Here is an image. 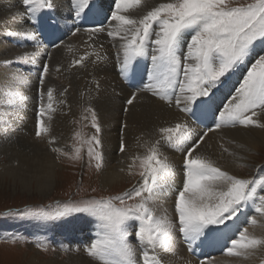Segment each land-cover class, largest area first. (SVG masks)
Here are the masks:
<instances>
[{
    "label": "snow or ice",
    "instance_id": "1",
    "mask_svg": "<svg viewBox=\"0 0 264 264\" xmlns=\"http://www.w3.org/2000/svg\"><path fill=\"white\" fill-rule=\"evenodd\" d=\"M10 20L16 27L5 29L4 35L21 51L0 58V142L15 139L31 100V72L41 61L34 138L46 144L57 162L86 159L98 173L107 171L102 127L91 106L82 119L94 132L85 136L76 131L70 151L51 134L54 113L67 104L66 99L57 100L54 86H46L50 73L59 74L63 68L50 67L52 53H73L76 46L68 41L77 36L86 37L84 50L71 57L68 67L113 63L118 76L134 89L125 100V116L141 93L181 115L158 125L154 135L143 134L149 139L138 135L136 146L143 152L128 150L124 130L129 125L121 123L118 151L124 159L119 163L128 162L119 172L140 177L122 194L9 209L4 219L56 222L54 226L64 228H75L78 221L90 223L93 237L83 251L94 264H192L180 254V244L198 257V264H217L212 255L216 249L243 260L264 254V235L254 231L264 227L260 165L251 166L256 175L239 178L197 152L209 133L264 130V0H161L154 6L147 0H68L67 13L57 11V0H20ZM101 37L114 50V60L103 52ZM93 83L98 89L99 82ZM67 93L65 87L59 95ZM221 140L220 158L227 154L237 161L246 159L226 146L245 145L223 136ZM165 148L182 156L179 170ZM178 175L183 179L176 188ZM173 189L169 213L166 203ZM9 242H17L15 234ZM35 246L49 251L45 242Z\"/></svg>",
    "mask_w": 264,
    "mask_h": 264
},
{
    "label": "bare ground",
    "instance_id": "2",
    "mask_svg": "<svg viewBox=\"0 0 264 264\" xmlns=\"http://www.w3.org/2000/svg\"><path fill=\"white\" fill-rule=\"evenodd\" d=\"M147 2L149 6H154L160 3L161 0H147ZM9 8H11V11ZM19 8L20 0H0V58H12L21 51V49L14 47L13 41L11 42L4 35L5 29L16 27L11 22L10 17L12 16V12ZM57 11L67 13L68 0H57ZM132 14L135 15V11ZM83 39H86V37L77 36L68 41L76 46L73 53H68L64 49H56L52 53L50 67L61 64L63 68L59 74L50 73V77L46 80V86L49 83L54 86L56 88L57 100L66 99L67 104L59 105L58 111L54 113L53 119L50 122L51 134L56 137L58 145L65 147L67 150L68 144L71 141L73 142L72 135H74L76 130L75 119L73 118L77 115V106L79 104L83 106L93 105L102 127L101 138L108 161L107 171L100 173V184L104 188L121 185L123 182L129 184L133 177H128L124 173L119 172V168L125 166L128 162L125 160V165L119 163L120 160L124 159V156L118 151L121 123L126 120L129 125L124 130V139L128 150L130 152H143L142 148L136 146V137L138 135L143 136L145 133H153L154 135V130L158 125L166 120L173 121L181 114L175 109H168L163 102L157 101L150 94L141 93L138 96L137 102L130 108L128 115L125 116L123 113L125 100L134 89L130 88L128 82L118 76L117 69L113 63L109 62L103 66H93L89 62L87 69L68 67L71 57L83 52ZM101 40L104 42L103 52L107 53L110 60H114V50L107 42V38L101 37ZM40 64L41 61H38L36 68L31 72L32 87L28 93L31 100L24 111V119L20 122L18 130L14 134L15 139L8 142H0V179L10 178L20 183L23 189L28 191H30L32 185H36L41 193L48 194L56 183L58 169L63 166L61 161L57 162L54 160V154L47 150L44 142L34 138L35 125L38 119V115L36 114L38 108L36 83ZM94 80L99 82L98 89L95 83H93ZM65 87L68 88V93L66 96L61 97L59 93ZM221 136L226 140H232L237 144L245 145V149L236 148L234 144L226 146L236 151L239 155L245 156L246 159L237 161L227 154L220 158L218 145L223 142ZM143 138L149 139L148 136H143ZM164 151L173 160L179 170L183 160L182 156L168 148H165ZM201 151L203 154L217 160L220 167L229 171L230 174L236 175L239 178H250L255 173L251 166L261 165L259 164L261 157L263 158L262 161H264V130L237 128L224 129L219 133H209V136L205 139V143L201 145L200 149H197V152ZM2 157L6 158V161L2 160ZM241 163L249 165V167H240L239 164ZM182 179L181 175L176 177L175 182L178 183L179 187ZM174 192L175 189H173V194H170L167 198L166 207L169 213L173 210ZM52 225V228L55 230L54 233L60 237L62 243L63 241H68V236L66 235L68 234L71 238L70 243L78 246L80 249L93 237L92 225L90 223L86 224L84 221H78L75 228ZM252 230L250 228V231ZM254 231L257 235H264V227H257ZM129 239L132 240V237ZM179 248L181 250L180 254L184 258H187L183 249L184 245L180 244ZM74 254L71 253L70 255L68 254L69 257H63L58 253L52 258H44V255L40 252L36 253L34 251L30 263L94 264L93 261L84 257V255ZM215 257L217 264H262V261H264V254H257V256L248 260L227 257L221 254ZM187 259L189 260L190 258ZM192 264L196 263L192 261Z\"/></svg>",
    "mask_w": 264,
    "mask_h": 264
},
{
    "label": "rangeland",
    "instance_id": "3",
    "mask_svg": "<svg viewBox=\"0 0 264 264\" xmlns=\"http://www.w3.org/2000/svg\"><path fill=\"white\" fill-rule=\"evenodd\" d=\"M239 2L248 3L251 0H239ZM90 106L95 110L93 105ZM87 107L89 106L79 104L77 115L73 118L76 124L75 132L82 131L85 136L94 132V129L90 126H86L89 121L82 119L83 116L89 115L85 112ZM75 143L74 140L71 141L67 150L70 151ZM1 159L6 161V158L2 157ZM262 159L261 157L259 164H263ZM61 163L63 167L58 169L56 183L48 194L41 193L36 185H32L30 191H28L23 189L20 183L10 178L0 179V264H31L30 259L34 251L36 253L40 252L44 255V258H52L58 253L63 257H69L71 253L87 257L83 247L79 252L75 251L79 247L70 243L71 238L68 234H66L68 241L62 243V240L54 233L55 230L52 228V224L56 222L4 219L3 214L7 213L9 209H21L25 206H43L47 208L48 205H52L57 201L64 203L90 197L115 196L130 189L139 180V176L138 178L133 176V182L131 180L129 184L123 182L121 185L104 188L100 184L101 172L98 173L94 167H89L86 159L79 162L63 159ZM14 234L17 242L11 243L9 241ZM40 242L47 243L49 251L42 252L37 249L35 245ZM65 248L69 251L65 252Z\"/></svg>",
    "mask_w": 264,
    "mask_h": 264
}]
</instances>
